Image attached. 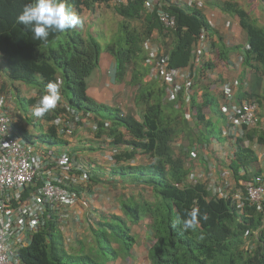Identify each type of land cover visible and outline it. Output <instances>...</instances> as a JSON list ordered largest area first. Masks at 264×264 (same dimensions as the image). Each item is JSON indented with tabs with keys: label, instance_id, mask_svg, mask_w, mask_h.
Masks as SVG:
<instances>
[{
	"label": "trees",
	"instance_id": "trees-1",
	"mask_svg": "<svg viewBox=\"0 0 264 264\" xmlns=\"http://www.w3.org/2000/svg\"><path fill=\"white\" fill-rule=\"evenodd\" d=\"M109 1L67 0V5L79 14L82 9L92 10L95 4ZM144 1L115 7L116 14L122 17L116 43L120 39L122 43L117 49L113 44L107 48L116 62L117 77L123 79L129 73V85L137 89L134 105L141 120L138 122L130 116H122L117 109L93 102L86 94L85 80L97 68L102 50L97 39L83 36L74 29L50 34L47 42L34 40L32 33L16 20L29 0H0V57L13 86L16 110L9 115L16 117L13 125L19 137L31 145L66 146L59 129L74 123L72 111L96 125V139L111 140L115 148L113 165L119 166L113 168L111 174L120 176L121 180L128 178L131 186L150 192L148 199L142 196L124 199L121 203L123 217L112 216L99 222L98 226H90L89 241L78 242L76 253L79 254L67 253L63 244L55 241L54 232L59 229L51 215L44 228L32 235L30 243L17 251L21 264H112L122 254L129 255L134 245L129 224L142 218L151 221L149 229L154 237L148 254L151 264H264L261 214L249 206L239 212L231 197H212L208 184L186 181L185 161L191 148L175 154L173 143L182 134L187 137L192 134L193 127L183 118V106L176 108L175 103L166 100L163 83L157 77L146 80L150 72L144 64L147 54L143 43L150 39L151 30L164 29L153 14L146 19L148 28L145 32L129 27L130 20L140 17ZM218 7L238 17L250 49L226 48L212 43L216 33L196 5L192 9L167 5L163 9L174 16L176 22L175 28L166 32L172 37V45L165 52L169 68L194 69L193 50L202 34L210 39L208 51L216 50L221 60L226 62L231 52L240 51L244 65L264 66V30L256 26L255 20L237 4L228 2ZM204 63L199 72L211 67ZM49 81L60 82L61 101L54 110L37 119L32 115V108L45 94ZM16 83L27 91L34 90L35 96L21 95ZM193 101L191 97V107L196 113L193 116L195 128L204 117L200 113L202 107H195ZM80 124L78 122L76 127ZM211 133L207 130L204 135L200 131L196 143L207 144ZM247 137L252 139V134L248 133ZM193 146L190 142L189 147ZM235 147L229 168L234 178L239 179V169L247 170L255 160V153L246 148L242 140H237ZM137 155L148 158L149 162L132 165ZM247 178L243 176V179ZM193 208L207 214L208 220H201L195 231H184L182 221ZM178 218L180 223L173 227Z\"/></svg>",
	"mask_w": 264,
	"mask_h": 264
},
{
	"label": "crops",
	"instance_id": "crops-1",
	"mask_svg": "<svg viewBox=\"0 0 264 264\" xmlns=\"http://www.w3.org/2000/svg\"><path fill=\"white\" fill-rule=\"evenodd\" d=\"M250 10L255 12L254 0H248ZM261 1V0H260ZM234 3L244 9L241 0H203L201 8L202 14L207 19L212 30L216 33L212 37V43L223 45L226 48L239 47L245 49L246 36L240 27L237 16L223 12L218 6L225 3ZM157 7L164 8L167 5H177L182 8L192 9L199 5L198 0H153ZM112 0L103 4H95L92 10L82 9L78 14L82 18V25L76 28L83 36L89 35L97 39L102 50L99 55L97 68L89 75L86 81V94L95 103L109 108L117 109L121 114L130 116L140 122L137 110L134 105L136 87L129 85L130 76L126 74L123 79L117 77V65L114 58L107 51L108 46L117 49L122 43V39L116 43V36L119 37V23L122 17L116 14ZM251 11H246L248 14ZM148 10L143 7L141 15L137 20H130L129 27L141 32L147 30L146 21L150 17ZM250 15V14H249ZM220 40V42L218 41ZM150 40L153 46L166 52L172 45V37L165 31L151 30ZM210 39L205 37V42L210 44ZM206 44V46H207ZM163 53V54H164ZM240 51H233L228 55L225 62L218 56L216 50L205 51L202 57L203 64H210L192 77V87L190 96L193 98L195 107H202L201 115L204 121L194 128L188 137L182 134L173 143L174 153L186 152L191 148L188 159L185 161V168L188 169L189 176L203 182H215L217 184L224 181L232 182L230 170L234 154L236 152L235 143L223 139L221 131L227 125L226 116L222 113L221 106L227 104L221 94V86L226 81L239 80L247 81L248 88H241L236 94L235 100L252 99L258 102L259 111L256 127L250 131L252 134V151L255 153V160L247 167V177L258 174L264 175V71L260 70V65L252 63L253 67L243 65L237 66V58ZM202 64V65H203ZM188 70V68H186ZM146 80H150L149 77ZM20 88L21 95L27 97L35 96L34 90L25 89L24 86L15 85ZM0 93L6 94L10 99V110L15 112L16 106L13 86L7 79L6 67L0 57ZM15 96V95H14ZM183 113L191 111L195 116V109L191 104L183 105ZM206 123V125H205ZM93 122L84 120L78 127L72 138L65 139L67 145L64 149L78 159L85 166L92 170V180L88 188V195L76 205L66 208L62 213H66L68 218L59 233L62 237V244L68 251L77 247L79 241H89L90 226H98L99 222L105 221L112 216L123 217L121 203L130 196L149 198L148 190L137 189L128 184V178L121 180L120 176L111 174V170L117 169L118 165L111 163L113 157V145L107 138L96 139L95 133L91 129ZM213 126H218L219 137L211 136L209 142L202 146L196 143V136L210 130ZM195 135V136H194ZM128 138V137H126ZM219 139V140H218ZM186 142V145L184 144ZM193 143V147L190 146ZM250 144V143H249ZM257 144V145H256ZM246 147L247 144L244 143ZM149 162V159L137 155L132 165H142ZM240 176V174H238ZM248 179V178H247ZM150 219L142 218L139 222L129 224L130 235L134 239V245L128 256L121 255L112 264H151L148 254L154 243V237L149 229ZM76 250V251H77Z\"/></svg>",
	"mask_w": 264,
	"mask_h": 264
},
{
	"label": "built area",
	"instance_id": "built-area-1",
	"mask_svg": "<svg viewBox=\"0 0 264 264\" xmlns=\"http://www.w3.org/2000/svg\"><path fill=\"white\" fill-rule=\"evenodd\" d=\"M138 0H114L117 6H126ZM264 2V0H263ZM201 8L203 0H198ZM145 8L155 12L159 23L165 30L175 27V18L161 8H156L153 0L145 2ZM205 37L201 35L195 51V64L205 48ZM146 64L151 67V75L157 76L166 85L169 100H175L180 92L185 94V103L189 105L190 75L185 70L170 69L168 58L159 57L158 51L145 44ZM243 59L240 57L237 66ZM247 88V82L233 80L221 86L224 101L222 113L227 118V126L222 129L225 138L243 139L248 130L256 124L257 104L252 101L232 103L240 87ZM10 99L0 93V264H21L17 251L30 243L33 234L44 228L47 219L56 215L63 227L68 216L62 213L85 198L75 188L86 186L89 171L73 161L68 154L54 150H36L19 137L14 120L10 117ZM75 116V115H74ZM76 117V116H75ZM185 117L188 119L189 114ZM78 119L75 118V122ZM65 133L70 134L74 123L66 125ZM64 133V132H63ZM191 179L193 177H190ZM232 199L237 208L244 206L243 199L257 212H264V175L251 181L239 183ZM213 197L228 199L231 197L232 183L209 184ZM264 225V213L262 217Z\"/></svg>",
	"mask_w": 264,
	"mask_h": 264
},
{
	"label": "clouds",
	"instance_id": "clouds-1",
	"mask_svg": "<svg viewBox=\"0 0 264 264\" xmlns=\"http://www.w3.org/2000/svg\"><path fill=\"white\" fill-rule=\"evenodd\" d=\"M146 1H149V0H145L144 1V4H145ZM112 2L114 4V6L118 7L117 5H115L114 0H112ZM261 2H263V0H261ZM128 5H126V6H128ZM143 6L145 7V5H143ZM122 7H125V6H122ZM156 8H161V7H157L156 6ZM161 9L164 12H166L163 8H161ZM149 13L156 16V13L155 12H150L149 11ZM166 13L169 14L168 12H166ZM169 15H171V14H169ZM156 19H157V16H156ZM16 20H17V23L22 24L28 31H30L32 33V37H33L34 40L41 41V42H47L50 34L64 33L65 31H68V30H74L78 26L82 25V23H83L82 18L76 12H74L70 7H68L67 0H29V2L26 3L23 6V9H22L21 13L17 16ZM164 31L165 32H168V31H171V30H165L164 29ZM204 37H205V35H204ZM145 44H149L151 46V48L156 49L158 51V56L159 57H161V58L163 56L164 57H167V55L164 52H160V49L158 47L152 45L150 39L147 40V41H145L143 43V47L144 48H145ZM204 44H205V48L203 49L202 55L199 58L200 63H198L197 65L195 64V59H196L195 51H196V49L198 47V44H197V46L193 50V66H194V69H192V70L190 68H188V70H186V69H180V70H185V71H187L189 73V75H190V81H191V87H192V77H193V75L195 73H198V69L203 64V62H201L202 61V57L204 56L205 51L207 50V47H208V44L206 42H204ZM206 44H207V46H206ZM249 49H250V47L247 44L246 47H245V49H243V50H249ZM145 51H146V54H147V50H145ZM240 57L243 59L242 54L240 56H238L237 62H238V59ZM146 58H147V56H146ZM146 58L144 60V64H145V66L149 67L150 74L148 75V77L150 79L153 78V77H157L155 75H151V71H150L151 70V67L146 64V62H145L146 61ZM243 65H244V59H243L242 63L240 64V67L243 66ZM170 69H174V68H170ZM160 81L163 83V85L165 87V98H166V100L168 102L175 103V107L176 108H179L180 106H183L184 104H186L185 103V98L186 97H185L184 92H180L177 95V97L175 98V100H169L168 97H167V94H166V85L164 84V82L162 80H160ZM226 82H230V81H226ZM244 82H247V81H244ZM241 83H243V82H241ZM247 84L249 85L248 82H247ZM191 87H190V90H191ZM241 88H243V87L241 86L238 89V91H241ZM247 88H248V86H247ZM190 90H189V104H191V102H190V100H191ZM238 91L236 92V94L238 93ZM221 94H222V92H221ZM236 94H235V96H236ZM179 95H181V102L180 101L177 102ZM222 96H223V94H222ZM235 98L236 97H234V99L231 101L232 103H240L242 101H252V102H255L257 104V107H258L257 113H256V124H257V116H258V111H259V104H258V102H256L255 100H252V99L235 100ZM60 101H61L60 82L49 81V83L46 85L45 94L41 95L40 96V99L33 106V108H32V115L34 117H36L37 119H42L47 113H49L51 110H54L57 107V105H58V103ZM71 113H73V116L75 115L74 112L71 111ZM186 114H189V118L188 119L185 117ZM121 115L122 116H125V114H123V113ZM182 115H183V118L187 122H190V124L193 123V116H192L190 110H187ZM79 117L80 116H76L75 117L78 120L76 122L74 121V128L73 129H75L76 124L78 122H82L83 120L85 122H88L85 118H81V117L79 118ZM14 118H13V120L16 121V119H14ZM226 123H227V119H226ZM256 124H255V126L252 129H250V130L247 131L246 136L243 139H234L233 140L232 138H225V137L222 136V131H221V137L223 139H226V140L231 141L233 143H235L237 140H242V143L243 144L244 143L247 144L246 148L249 147L250 149H252V146H251L252 143L248 139L247 135H248V133H250L251 130H253L256 127ZM63 128H64V125L59 129L60 137L64 141H65V139L72 138L73 137L72 136L73 130H71V133L70 134H67V133H65V131L67 130L66 126H65L64 129ZM91 129L93 130V133H94L95 132V129H96V125L95 124H92ZM205 145L206 144H203L202 146L205 147ZM32 146H34L35 149H36L37 146L38 147H41V149H39V150H54V151H56L58 153L64 152V153L68 154V156L73 161L77 162V164H80L81 166H83L84 168H86L89 171V181H88V183L86 184V186L77 187L75 189L77 191H80L81 193H83L85 196L88 195L87 191H88V188H89V186L91 184V181L90 180H92V173H93L92 170H91V168L89 166H85L81 162H79L77 158H75L74 156H72L69 152H67L64 149V146L63 147H52V146L42 145V144H32ZM111 163L114 164L113 157H111ZM228 172L230 173L231 179H232V182H231L232 183L231 199H232V195H234V193L236 192V190L240 188L239 187L240 186L239 183L249 182L254 177L263 175V174H258V175L249 177L248 179H243V176H246V174H248V173H247V170H244V169L240 168L239 169V174H240L239 179H235L234 176H233V174H232V172H231V169ZM190 177H192V176H189V174H187L186 181L188 183H190V184L191 183L192 184H195L197 182H202V183H206V184L209 185L211 183H215V182H203V181L196 180V178H192L191 179ZM215 184H217V183H215ZM219 184H221V183H219ZM243 204H244L243 208L245 206L251 207L244 199H243ZM243 208L241 210H239L237 208V211L241 212L243 210ZM251 208H253V207H251ZM253 209L255 210V208H253ZM257 213L261 214V219H260L261 225H260V228L262 229V228H264V225H263V222H262V217H263V213L264 212H262V213L261 212H257ZM56 215L54 217H55V221L57 222ZM201 220L207 221L208 220V215L207 214H201L200 213V210L198 208H193V209H191V211H189V212L186 213V218H184L183 221H182V225H181L182 226V229L184 231H188V230L195 231L200 226ZM176 223H180L179 218H178V220L176 222H174L173 227L176 226ZM57 227H58L59 230H60V228H62L58 222H57ZM256 234H257V232L254 233V235H256ZM247 247H248V244H247ZM16 256H17V254H16ZM9 264H13V261H9Z\"/></svg>",
	"mask_w": 264,
	"mask_h": 264
},
{
	"label": "rangeland",
	"instance_id": "rangeland-1",
	"mask_svg": "<svg viewBox=\"0 0 264 264\" xmlns=\"http://www.w3.org/2000/svg\"><path fill=\"white\" fill-rule=\"evenodd\" d=\"M241 2H242V5L244 6L245 11H251L249 9L251 4H249L248 0H241ZM254 5L256 7L255 12L251 11V13H249V14H250L251 18H253L255 20L256 26H258L264 30V2H261L260 0H254ZM259 69L264 71V66H260ZM14 117L15 116H13V118ZM14 119H16V117ZM210 130L212 131V133L210 134V137L211 136H214L216 138L219 137L218 126H213ZM184 144L186 145V142ZM39 149H41V147L37 146L36 150H39ZM54 238H55V241L57 243H59V244L62 243V237L58 231L54 232ZM87 247L91 248V246H87ZM76 250H77V247H73L72 250L69 249L67 251V253L79 254V253H76L77 252ZM107 255H108V257L111 256V254L109 252L107 253Z\"/></svg>",
	"mask_w": 264,
	"mask_h": 264
}]
</instances>
